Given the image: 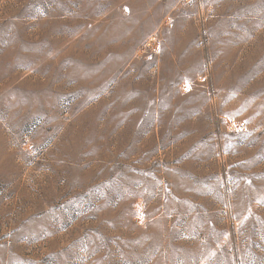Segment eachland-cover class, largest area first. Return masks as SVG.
Returning a JSON list of instances; mask_svg holds the SVG:
<instances>
[{
	"label": "rangeland",
	"instance_id": "obj_1",
	"mask_svg": "<svg viewBox=\"0 0 264 264\" xmlns=\"http://www.w3.org/2000/svg\"><path fill=\"white\" fill-rule=\"evenodd\" d=\"M0 264H264V0H0Z\"/></svg>",
	"mask_w": 264,
	"mask_h": 264
}]
</instances>
